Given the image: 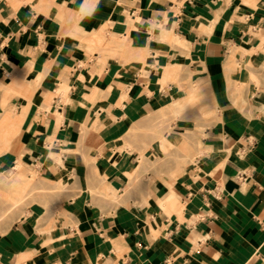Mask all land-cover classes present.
Segmentation results:
<instances>
[{"label":"crops","instance_id":"obj_1","mask_svg":"<svg viewBox=\"0 0 264 264\" xmlns=\"http://www.w3.org/2000/svg\"><path fill=\"white\" fill-rule=\"evenodd\" d=\"M187 54L209 78L215 118L190 167L147 195L129 186L137 150L112 149L142 115L182 110L192 90L177 96L169 80ZM260 70L264 0H0V114L25 109L19 129L6 115L0 139L15 135L0 173L25 178L21 158L66 188L0 233V264H264ZM100 128L105 155L83 154L80 133Z\"/></svg>","mask_w":264,"mask_h":264},{"label":"rangeland","instance_id":"obj_2","mask_svg":"<svg viewBox=\"0 0 264 264\" xmlns=\"http://www.w3.org/2000/svg\"><path fill=\"white\" fill-rule=\"evenodd\" d=\"M98 36L97 34L93 35V40ZM164 39L169 43H174L170 38L165 37ZM177 45L186 48L182 43H177ZM101 46L110 47L106 43ZM239 52L245 55L248 49L239 48ZM187 57L185 62L177 65L175 77L169 80L177 86V96H183L192 90L189 97H183L182 110L177 114L165 109L158 115H142L140 119L147 122V125L140 129L129 130L125 136L120 138L119 145L112 149L117 156L121 155L125 148L137 150V159L134 158L133 161L136 162L139 156L140 162L137 166L134 165V171L130 174L129 186L133 187L140 180V190H144L147 195L151 194L150 186L154 184L155 180L166 183L167 178L177 177L190 167L196 152H200V148L197 150V146L200 145L202 130L210 125L215 118V103L209 78L199 63L192 60L189 54ZM234 59L235 57L230 58L229 61ZM28 71V66L23 68L22 76H27ZM251 75L250 79L255 85L259 86L260 79L264 84V70L258 71L257 75L255 73H251ZM33 78L28 75L29 80ZM31 84L34 87V82L29 81L27 85ZM190 97L194 99L189 101L188 98ZM7 114H0V132L3 129L8 130L5 127ZM8 115L16 119V126L19 129L23 114L9 113ZM184 131L189 134L183 133ZM10 135L8 138L0 139L1 152L4 150V145L8 146L15 133ZM79 143L83 154L89 150L99 155H105L106 148L101 135V128L82 131ZM195 150L197 151L195 152ZM14 165L18 167L15 171L20 172L25 178H17L16 173H12L13 168L0 173V233L21 214L35 207L46 209L51 206L54 208L55 205L60 204L63 197L62 191L66 189L63 183L49 182L42 178L35 167L24 166L21 158H18ZM92 193L107 197L104 192L102 194V192L93 191ZM108 198L117 201L112 197ZM166 213L168 212L166 211Z\"/></svg>","mask_w":264,"mask_h":264},{"label":"bare ground","instance_id":"obj_3","mask_svg":"<svg viewBox=\"0 0 264 264\" xmlns=\"http://www.w3.org/2000/svg\"><path fill=\"white\" fill-rule=\"evenodd\" d=\"M176 41L179 42L180 40H179L178 38H176ZM8 89H9L8 86H5V87H4V90H8ZM4 93H5V92H4ZM5 97H6V96H5ZM192 98H193V97L189 98L188 100L191 101ZM2 99H3V98H2ZM193 99H194V98H193ZM3 100H4V99H3ZM1 104H2V103H1ZM24 111H25V109L23 108V110H22L21 113L23 114ZM8 116H10V115H8ZM9 119H10V118H9ZM9 119L5 117V123H8V122L10 121ZM172 142H173V141H172ZM173 143H174V142H173ZM159 147H161V146H159ZM162 147H163V146H162ZM17 165H18V164H17ZM15 168L17 169L18 167H15ZM63 186H64V185H63ZM171 197H172V196H171ZM171 201H172V200H171ZM171 204H172V203H171Z\"/></svg>","mask_w":264,"mask_h":264}]
</instances>
